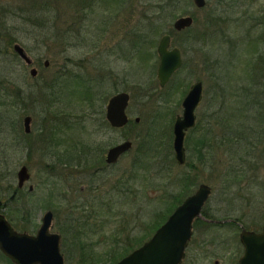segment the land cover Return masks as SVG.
Returning a JSON list of instances; mask_svg holds the SVG:
<instances>
[{
    "label": "rangeland",
    "instance_id": "obj_1",
    "mask_svg": "<svg viewBox=\"0 0 264 264\" xmlns=\"http://www.w3.org/2000/svg\"><path fill=\"white\" fill-rule=\"evenodd\" d=\"M164 1L132 0L131 6V0H0V213L9 216L16 230L29 227L32 235L48 210L55 216L52 231L62 233L61 228L78 225H67L70 215L82 219L96 214L97 219L88 225L105 226V242L85 254L88 260L84 264H108L116 259L122 250L114 240L131 238L134 247L144 240L183 189L182 183L171 181L188 172L195 176L188 192L207 184L212 195L194 224L183 264H238L244 250L242 230L256 231L264 224V115H258L264 108V0H208L203 9L192 0H179L158 24L163 30L158 42L178 17L192 16L195 22L189 30L173 36V46L182 52L183 66L161 88L154 51L143 62L136 52L131 57L130 50L134 49L131 40L136 31L146 26L137 28L143 14L148 15ZM151 37L156 38L154 34ZM16 44L33 59L38 70L35 78L16 56ZM198 81L203 82L204 97L196 111L199 127L187 135L191 144V149L186 146L187 160L191 158L195 168H187L175 160L173 126L183 114V99ZM172 82L184 86L177 91L171 88ZM243 85L256 88L236 91L241 113L237 122L228 123L230 97ZM121 92L131 95L127 111L131 121L137 117L142 120L136 129L105 125L106 104ZM246 97H251V104H245ZM29 98L36 101L30 103ZM255 100L262 105H256ZM26 116L32 117L27 134ZM62 118L72 127L67 137H62ZM149 124L157 130L154 147H162H158L155 161L153 156L143 160L147 169H135L132 165L139 141ZM208 129L215 135L213 143L226 144L217 143L211 153L208 148L205 158L198 160L192 143ZM233 129L244 132L240 142ZM43 132L50 133L45 143L37 137ZM57 137L64 143L73 139L71 142L82 145L101 146L102 154L127 140L133 147L117 165L100 172L103 179L94 180L88 172L61 169L59 158L67 156L58 153H67L69 147L64 143L51 146L50 138ZM74 149L71 146L68 152ZM101 156H97L98 161ZM23 166L29 168L32 179L19 188L17 173ZM156 166L163 167L165 174L167 168L166 176L171 179L164 178ZM115 183L122 188L118 193L111 192ZM81 186L85 191L81 192ZM66 236L68 245L76 239L70 231ZM97 241L91 239L92 243ZM68 252L66 264H78L79 253ZM9 261L0 253V264H12Z\"/></svg>",
    "mask_w": 264,
    "mask_h": 264
},
{
    "label": "water",
    "instance_id": "obj_2",
    "mask_svg": "<svg viewBox=\"0 0 264 264\" xmlns=\"http://www.w3.org/2000/svg\"><path fill=\"white\" fill-rule=\"evenodd\" d=\"M198 9L206 6L207 0H193ZM194 24L192 16H185L174 22V29L178 32L190 29ZM15 52L27 64L32 65L33 59L19 44L14 46ZM159 65L157 79L164 88L172 76L183 66L182 52L172 47V37L164 35L157 47ZM49 62L46 61V66ZM30 74L35 78L37 69L33 68ZM204 97L203 82L198 81L191 85L182 101L183 114L177 116L173 126V150L178 165L186 164L185 139L189 130L197 123L196 111ZM131 96L121 92L113 96L106 107V119L111 127L123 129L129 124L127 110ZM141 118L135 119L139 123ZM32 117L24 119L26 133L31 132ZM133 143L127 140L107 152V163L115 164L119 158L129 152ZM19 187H23L31 179L29 168L23 166L18 172ZM33 190V186H30ZM212 195V188L201 184L197 190L187 197L176 208L167 221L146 241L129 255L116 264H182L186 257V250L193 237V226L196 219L201 217L202 210ZM54 215L48 211L42 217V223L35 235L28 232H19L10 224L5 215L0 214V251L13 264H66L61 252V235L52 232ZM240 242L244 248L239 264H264V228L261 232L243 229Z\"/></svg>",
    "mask_w": 264,
    "mask_h": 264
},
{
    "label": "trees",
    "instance_id": "obj_3",
    "mask_svg": "<svg viewBox=\"0 0 264 264\" xmlns=\"http://www.w3.org/2000/svg\"><path fill=\"white\" fill-rule=\"evenodd\" d=\"M179 0H165L163 3H160L158 4L157 7L155 8H152L150 10V12H154V15H152L150 12L148 15L146 14H143L144 17L143 20L141 19V25H139L137 28H139L140 26H143L144 24H146L145 28H140V30L136 31L137 32V36H134L133 37V40H131V44H133V47L134 49H131L130 52L132 53H137L140 57V59L144 62L146 60V57L148 55L149 52L151 51H154V56H155V59H156V62L158 63V56H157V44H158V39L157 37L158 36H161L162 35V31L160 27H158V24L160 22H162L165 18H167L169 16V14H171L172 12L169 11L170 8H173V7H176L178 6L179 4ZM37 11V10H36ZM36 13H34L33 15L34 16H37L35 15ZM212 21V20H211ZM136 28V29H137ZM148 28V30H146ZM135 30V29H134ZM133 30V31H134ZM150 31V32H148ZM167 33L171 34L172 36H174L176 32L173 28H171L170 31H168ZM152 34H154V36L156 38H152ZM130 53V54H131ZM133 53L131 54V57H133ZM258 81V80H257ZM3 83H6V86H7V82L3 81ZM173 83V82H172ZM184 86V84L181 82L180 85H174V83L171 85V88L174 89V90H181L182 87ZM251 88H256V85H252V86H240V88L236 89L233 93V91H231L233 94L231 95L230 97V101L229 102V107L231 109V112L232 114L228 116V123L229 122H237L238 119H239V116H240V111H239V102H238V98H237V93L236 91H239V90H247V89H251ZM87 92V91H86ZM182 93V97L185 96V92H181ZM7 94V93H6ZM90 96V95H89ZM224 98L226 97V95L223 93L222 95ZM93 94L90 96L89 101L91 102L92 99H93ZM30 100V103H34V101H36V99H32V98H29ZM180 101H181V98H180ZM262 102V101H261ZM260 102V100L258 102H256L255 100V104L258 105H262ZM252 103V100H251V97H246L245 98V104H251ZM27 106L29 107V101L27 102ZM172 112V111H171ZM54 113V112H53ZM173 113V112H172ZM256 113V112H255ZM215 114H213L214 116ZM258 115H264V108L261 109L260 111H258ZM212 114H211V117H213ZM63 119V118H62ZM175 119V116L173 117L172 119V122L174 121ZM56 122L59 121L60 119H56ZM76 122H78V124L80 123L79 121H81V119L79 118V116L76 117L75 119ZM142 122V120H141ZM105 123V122H104ZM139 123H136V122H132L130 121V124L131 126H133L135 129L138 128ZM61 125H64V130H63V134L65 135L66 132H68V129H71L72 127L69 126V122L68 120H64L62 121V124ZM61 125L58 126L56 129L58 131H61ZM105 125H107V127L111 128L109 123L106 122ZM156 126V125H155ZM199 127V123L197 122V126L196 128ZM195 128V129H196ZM227 128V126H226ZM224 128V129H226ZM194 129V130H195ZM143 135L141 136L140 138V141H139V147L137 148L138 150V154L136 155V158L133 162V165L134 168H139L140 169L141 167H144V168H148L147 165L145 166L144 165V162L143 160L146 158H148V156H153V160L155 161V156L157 154V152L159 151L158 147L161 146L162 147V144L161 145H157V147H154V145L156 144V140H157V130L155 129L154 126H151L150 124L148 125L147 128L143 129ZM225 130L222 131V135L226 134L224 133ZM233 136H236V139L238 142H240L242 139H243V133L244 132H241L239 133L237 130L233 129ZM212 130L211 129H208L207 132L202 135V137L198 138L196 140V142L193 144L192 143V146H193V150H194V154H195V157L198 159V160H201V159H204L205 158V154H206V151L208 148L209 149V152H213L215 150V146L217 143H220L222 146L225 145V141H222V142H215L213 143V141L215 140V135H212ZM50 136V133L49 132H43V133H39V135L37 137H40L39 140L43 143H45V137L46 138H49ZM54 136H55V133H54ZM138 136V135H136ZM140 136V135H139ZM56 137V136H55ZM62 137H67V135L65 136H62ZM52 139V143H55V146L54 147H59L61 146L64 142L63 141H59L58 139L60 138H56V140H54L53 138H50ZM130 139V138H128ZM67 142H69V139H65ZM188 140V141H187ZM172 141V137H171V140H170V143ZM49 142V141H48ZM67 142H65L63 145L65 146L67 144ZM186 146L188 145L189 149H191V144H190V138L188 137L186 139ZM66 147H69L66 146ZM77 147V146H75ZM188 147L187 150H188ZM213 149V150H211ZM66 151L68 150L65 149ZM154 150V151H153ZM161 151V150H160ZM152 152H154L153 154H151ZM172 152V150H171ZM69 152L67 153H58V155H61V156H67V157H60L59 158V161L61 163H63L61 165H59L61 167V169H64L67 170V169H70V167L74 168L75 166V162H77L78 164H84V167L85 166H88L87 165V160H84L82 161V157L80 154L78 153H75V154H68ZM57 154V153H56ZM78 154V156H76ZM151 154V155H150ZM69 158V159H68ZM174 159V158H173ZM157 162V161H156ZM162 162H165V160H161V163ZM1 163V162H0ZM158 163V162H157ZM160 165V164H158ZM158 167V171L159 173L161 174L162 171L164 173V178L167 177L169 180L171 179V176H166L167 175V168H166V174H165V170L163 167H160V166H156ZM160 167V168H159ZM186 167L187 168H195V165L194 163L192 162V159L190 158V160L188 161L187 160V163H186ZM193 177L195 178V176H192L189 172L188 173H185L184 175H177L173 181H171L172 183H176V182H180V184L182 183L183 185V189L180 193V195L178 197H175V202L168 208L167 212L165 214H163L157 223H155L154 227H152L151 229V232L146 236V238L142 241H140L135 247H131L130 249H124L123 251H119L120 253L116 256V259H112V261L108 262V264H115L117 263L118 261H120L123 257H125L127 254H129L131 252V250L134 248H137L139 246L142 245V243L145 241V240H148L154 233L155 231L167 220V218L172 214V212L179 206L182 204V202L185 200L186 197H188L189 195H191L193 192L192 189L188 192V186H192L193 185V182H195V180L193 179ZM65 181V179H63ZM15 197V196H14ZM172 197V195H171ZM14 198L12 197L11 200H13ZM104 204L101 205V207L103 206ZM106 205V204H105ZM0 210H2L0 208ZM96 211V209H95ZM204 213V210L203 212ZM17 227V226H15ZM29 227H24L23 230H20V231H27L29 232L30 230H28ZM11 263V261H9Z\"/></svg>",
    "mask_w": 264,
    "mask_h": 264
},
{
    "label": "flooded vegetation",
    "instance_id": "obj_4",
    "mask_svg": "<svg viewBox=\"0 0 264 264\" xmlns=\"http://www.w3.org/2000/svg\"><path fill=\"white\" fill-rule=\"evenodd\" d=\"M193 1V0H192ZM207 2H208V0H207ZM130 5L131 6H133L132 5V0H131V3H130ZM153 8H155V7H153ZM203 9V8H202ZM182 17H185V16H182ZM179 18H181V17H178L177 19H179ZM194 18V17H193ZM177 19H175V21L177 20ZM195 20V19H194ZM174 21V22H175ZM173 25H174V23H173ZM173 25H172V27L171 28H174L173 27ZM184 32V31H183ZM167 34V33H166ZM165 35V34H164ZM172 36V35H171ZM162 38V37H161ZM161 40V39H160ZM160 40H159V42H160ZM158 42V43H159ZM20 45V44H19ZM24 48V47H23ZM25 49V48H24ZM15 51V50H14ZM16 53V52H15ZM16 56L17 57H19L20 58V56L16 53ZM21 59V58H20ZM22 60V59H21ZM25 63V62H24ZM26 64V63H25ZM46 64V62L44 63V65ZM26 66L27 67H29L30 68V71L33 69V68H35L34 67V61H33V64L32 65H27L26 64ZM48 66H49V64H48ZM48 66H46L45 65V67H48ZM36 69V68H35ZM38 71V70H37ZM38 75V74H37ZM118 94V93H117ZM116 94H114V95H112V97L113 96H115ZM112 97H110V99L112 98ZM20 98H22V96H20ZM109 99V100H110ZM109 100H108V102H109ZM108 102H107V104H108ZM107 104H106V107H107ZM106 107H105V121L107 122V119H106ZM128 114V113H127ZM129 116V115H128ZM27 117V116H26ZM131 120V119H130ZM197 126V125H196ZM196 126L193 128V129H191V130H189L188 131V133L190 132V131H193L195 128H196ZM26 133V132H25ZM188 133H187V135H188ZM27 134V133H26ZM89 136V135H88ZM186 139H187V136H186ZM73 140V139H72ZM71 139L69 140V142H67V144H66V146H68L69 145V149L66 151V152H68L69 150H70V148H71V146H77L76 147V149H74V150H72L71 152H69V154L71 153V154H75V153H78V154H80L81 155V157H82V161H84V160H87V165L88 166H85L84 167V164L82 163V164H78L77 162H75V168H73V169H79V170H77V171H80V172H88V173H90L92 176V178H94V180H100V179H103V178H101V175H100V172L102 171V170H105V169H108V168H112V167H114L115 165H117L119 162H120V160H121V158L124 156H121L120 158H119V160H118V162L117 163H115V164H108L107 163V152L108 151H104V153L102 154V151L103 150H100V149H102V147L101 146H99L98 148H97V145H91V144H88V143H83V145L82 144H79V142H75V141H73V142H71L72 141ZM50 143H52V142H50ZM50 143H48V144H50ZM72 143V144H71ZM55 146V143H52V145L51 146ZM114 147V146H113ZM112 148V147H111ZM110 149V148H109ZM108 149V150H109ZM99 150L101 151L100 152V154L98 155V153H99ZM53 151H55V150H53ZM53 151H51V152H53ZM50 152V153H51ZM186 152H187V148H186ZM54 154V153H53ZM78 154L76 155V156H78ZM101 154H102V156H101ZM100 157L101 156V159L98 161V157ZM93 157H96V158H93ZM98 161V162H97ZM186 163H187V161H186ZM75 173H77L76 171H74L73 172V174H75ZM104 173V172H103ZM71 175H73L72 174V172L70 173ZM97 174V175H96ZM95 182H97V181H95ZM25 187V186H24ZM23 187V188H24ZM112 187V189H111V192L112 193H118L122 188H121V186H120V183H118V184H116L115 183V185H113V186H111ZM80 190H81V192H83V191H85V189H84V186H81L80 187ZM110 190V189H109ZM30 191H33V190H30ZM112 193H109V194H112ZM52 211V210H51ZM53 212V211H52ZM54 213V212H53ZM3 214V213H2ZM5 215V214H4ZM94 217H92V216ZM96 215V214H95ZM95 215H93V214H90V216H88V217H83L82 219H79V217L78 216H75L74 214H72V215H70V218L69 219H67V221H65L66 223H69V224H67V225H72V224H78L77 226H73L72 225V227H70V228H61V230L63 231V233L59 230V232H57V233H59L60 235H61V239H62V241H61V251H62V253H63V255H64V258H65V262H66V260H69V255L67 254V251H69L68 253L69 254H71V253H74V252H76V253H79V256H78V258H77V262H78V264H84L87 260H88V255L86 256L85 254L87 253V254H89V252L91 253V252H94L95 251V249H96V247H98L99 245L98 244H100L101 242H105V241H102V234H103V230H104V228H105V226H101V227H96L95 228V226H90V225H88L91 221H93V220H95V219H97L96 217H95ZM6 216V215H5ZM9 217V216H8ZM8 217H6V218H8ZM54 219H55V216H54ZM8 220V219H7ZM85 220V221H84ZM105 220V219H104ZM10 223H11V219H9L8 220ZM12 224V223H11ZM14 226V225H13ZM82 226H87V229L88 228H92V229H90V230H83V229H81V227ZM89 226V227H88ZM15 227V226H14ZM263 228H264V224L260 227V229L259 230H256L255 232H261L262 230H263ZM94 229V230H93ZM66 231H70L74 236H75V240L73 241V243H71L70 245H68L67 244V236H66ZM251 231V230H250ZM93 238H96V239H99V241H97L96 243H92L91 242V239H93ZM127 238V237H126ZM130 239L131 238H127L126 240H118V241H116V240H114L113 242H114V245H117V247H121L120 248V250H124L125 248L126 249H130L132 246H133V244L131 245V242H129L130 241ZM89 240V241H88ZM123 241H124V243H123ZM145 241H147V240H145ZM144 241V242H145ZM107 242V241H106ZM143 242V243H144ZM142 243V244H143ZM121 244H122V246H121ZM124 244V245H123ZM140 247V246H139ZM139 247H137V248H139ZM137 248H135V249H137ZM72 249H73V251L74 252H72ZM134 248L131 250V252L132 251H134L135 250ZM130 252V253H131ZM82 254H84V256H82Z\"/></svg>",
    "mask_w": 264,
    "mask_h": 264
}]
</instances>
